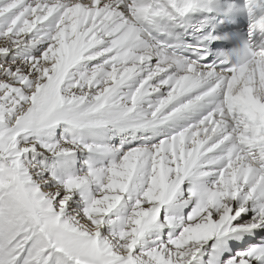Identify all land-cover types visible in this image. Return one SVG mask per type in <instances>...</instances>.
<instances>
[{
	"label": "snow or ice",
	"instance_id": "1",
	"mask_svg": "<svg viewBox=\"0 0 264 264\" xmlns=\"http://www.w3.org/2000/svg\"><path fill=\"white\" fill-rule=\"evenodd\" d=\"M0 264H264V0H0Z\"/></svg>",
	"mask_w": 264,
	"mask_h": 264
}]
</instances>
